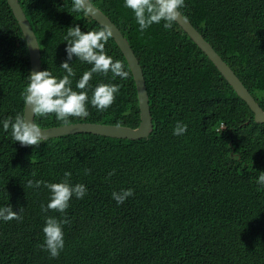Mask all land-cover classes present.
Masks as SVG:
<instances>
[{
    "label": "trees",
    "instance_id": "16d2710c",
    "mask_svg": "<svg viewBox=\"0 0 264 264\" xmlns=\"http://www.w3.org/2000/svg\"><path fill=\"white\" fill-rule=\"evenodd\" d=\"M38 37L43 70L66 72L68 28L100 31V22L73 0H19ZM120 28L143 69L153 117L152 133L139 140L78 133L21 146L3 130L5 119L25 115L22 93L31 72L28 44L8 0H0V207L23 208V220H0V264H264V123L176 21L142 34L125 0H91ZM215 48L264 109V0H185L179 9ZM105 53L122 61L127 79L94 73L83 119L69 123L141 122L138 91L122 49L112 37ZM76 84L91 65L73 56ZM99 84L118 85L105 111L91 105ZM181 122L184 135L173 130ZM41 128L63 125L55 114L35 116ZM68 123V124H69ZM256 136L262 142L255 149ZM86 170H90L86 173ZM71 172L73 195L65 214L49 210L47 188L28 180L60 183ZM115 172L110 179L109 172ZM35 173V176H33ZM132 189L123 204L113 192ZM45 214L65 217V246L58 258L42 250ZM169 219V222L166 219ZM159 237L167 246L162 249Z\"/></svg>",
    "mask_w": 264,
    "mask_h": 264
},
{
    "label": "clouds",
    "instance_id": "9594fccd",
    "mask_svg": "<svg viewBox=\"0 0 264 264\" xmlns=\"http://www.w3.org/2000/svg\"><path fill=\"white\" fill-rule=\"evenodd\" d=\"M185 0H125V7L130 9L135 16L139 25L141 34L153 24H160L166 30L172 28L173 22L180 18V10L184 6ZM86 7V0H73L74 12H79ZM86 10V9H85ZM180 11V12H179ZM182 13V12H181ZM183 14V13H182ZM113 36V32L109 27H104L100 31L82 32L79 25L68 28L64 40L67 42L65 49L67 59L60 65L66 75L57 80L53 77L49 70L39 72H30L28 75L29 83L22 93L25 106H31L34 116L39 115L45 117L49 114H55L56 119L63 125L67 126L69 117L85 118L89 116L86 109V103L89 100L85 89L89 85L94 73L107 75L109 72L113 74V79L120 77L127 79L129 73L125 71V66L120 60L113 61L112 57L105 53V45L109 38ZM41 49V48H40ZM42 55V52H41ZM73 56L77 57L81 62L91 65L89 71H85L82 78L76 84V88L80 91H74L71 87L72 80L75 75L73 68L69 65ZM118 85L99 84L95 90H92L91 105L99 111L107 110L115 101V94L119 93ZM11 129V136L15 142H19L21 146H32L38 148L44 143L46 137L43 135L42 129L33 121L28 122L26 115H17L15 120L5 119L3 121V130L8 132ZM187 132V125L177 122L173 134L176 136L184 135ZM90 170H86V173ZM115 172H109L106 179H110ZM71 172L64 173V180L60 183H47L41 180H28L29 188H47L50 192V200L47 205L41 204L42 212L47 213L49 210L65 214L69 207V201L75 195L78 199H83L86 195L87 188L83 184L72 186L69 183ZM35 176V173H33ZM257 183L264 188V172H260ZM132 189L113 192L112 198L117 204H123L124 201L133 196ZM23 208L18 212L13 211L10 205L0 207V220L9 222L12 220H23ZM46 222L43 227L45 241L40 245L42 250L47 251L51 258H58L65 246L64 232L62 226L69 221L65 217L60 219L52 214H45ZM169 219H166L169 222ZM154 238H159L154 236ZM159 246L166 249L167 246L160 238Z\"/></svg>",
    "mask_w": 264,
    "mask_h": 264
},
{
    "label": "water",
    "instance_id": "95a60500",
    "mask_svg": "<svg viewBox=\"0 0 264 264\" xmlns=\"http://www.w3.org/2000/svg\"><path fill=\"white\" fill-rule=\"evenodd\" d=\"M8 1L16 15L19 26L28 44L31 60V72L43 71L42 55L38 37L35 34V31L33 30V27L27 18L19 0ZM84 9H86L92 18L100 22L101 25L104 27H109L112 30L113 38L118 43L126 59L128 60L137 85L141 122L136 128L116 124H100L97 122L69 123L67 126L61 125L49 128L40 127L42 129L43 135L46 137V139L78 133H93L107 137L130 140L146 138L152 133L154 124L144 72L140 62L138 61L136 53L132 49L127 38L123 35L120 28L101 9L94 5L91 0H86V7ZM177 22L194 39L201 49L208 54L210 59L214 62L228 82L233 86L239 96L247 102L254 112L255 121L258 123H264V109L252 95L250 90L246 87L242 79L234 72L231 66L181 12L180 18ZM25 115L28 122H35V116L32 112L31 106H25Z\"/></svg>",
    "mask_w": 264,
    "mask_h": 264
},
{
    "label": "rangeland",
    "instance_id": "374dc122",
    "mask_svg": "<svg viewBox=\"0 0 264 264\" xmlns=\"http://www.w3.org/2000/svg\"><path fill=\"white\" fill-rule=\"evenodd\" d=\"M255 138H256V143H255L254 147L256 150H259L258 145L262 142V140L260 139V137L258 135L256 136V134H255ZM260 171L264 172V165L263 164L260 165Z\"/></svg>",
    "mask_w": 264,
    "mask_h": 264
}]
</instances>
